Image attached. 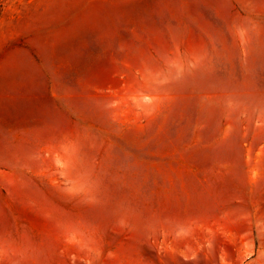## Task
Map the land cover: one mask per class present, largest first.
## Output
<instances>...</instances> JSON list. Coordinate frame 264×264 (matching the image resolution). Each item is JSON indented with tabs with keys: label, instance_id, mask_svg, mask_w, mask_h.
Listing matches in <instances>:
<instances>
[{
	"label": "rangeland",
	"instance_id": "rangeland-1",
	"mask_svg": "<svg viewBox=\"0 0 264 264\" xmlns=\"http://www.w3.org/2000/svg\"><path fill=\"white\" fill-rule=\"evenodd\" d=\"M0 264H264V0H0Z\"/></svg>",
	"mask_w": 264,
	"mask_h": 264
}]
</instances>
